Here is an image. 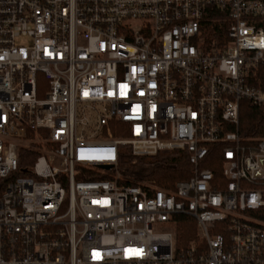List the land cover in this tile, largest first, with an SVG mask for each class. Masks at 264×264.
Segmentation results:
<instances>
[{
  "label": "built area",
  "instance_id": "built-area-1",
  "mask_svg": "<svg viewBox=\"0 0 264 264\" xmlns=\"http://www.w3.org/2000/svg\"><path fill=\"white\" fill-rule=\"evenodd\" d=\"M262 23L264 0H0V264H264V139L237 133ZM126 149L191 174L121 185Z\"/></svg>",
  "mask_w": 264,
  "mask_h": 264
},
{
  "label": "trees",
  "instance_id": "trees-1",
  "mask_svg": "<svg viewBox=\"0 0 264 264\" xmlns=\"http://www.w3.org/2000/svg\"><path fill=\"white\" fill-rule=\"evenodd\" d=\"M215 10V8H208ZM210 13L203 24L202 34L205 37L206 45L222 38L225 32V25L217 19V13ZM222 26V28L220 27ZM264 27V23L261 24ZM264 82V77H261ZM237 133L242 141L264 137V107H254L248 102L240 103L239 125ZM117 169L121 175L120 184L126 186L140 185L141 183H151L165 190H173L177 182L185 181L191 174V168L187 162V157L181 153L179 158L173 159H147L137 158L136 160L124 150V154L119 158ZM219 168L218 173L219 174ZM104 179L97 177L95 173H90L87 179ZM79 180V177L75 178ZM178 223V244L187 246L190 241L196 238V226L192 218L180 216Z\"/></svg>",
  "mask_w": 264,
  "mask_h": 264
},
{
  "label": "rangeland",
  "instance_id": "rangeland-1",
  "mask_svg": "<svg viewBox=\"0 0 264 264\" xmlns=\"http://www.w3.org/2000/svg\"><path fill=\"white\" fill-rule=\"evenodd\" d=\"M259 75L263 76L262 71H261V73H260ZM259 139H264V137H263V138H259ZM158 161H159V160H158ZM111 173H113V171H111L110 174H111ZM177 232H178V230H177ZM177 232H176V234H177ZM193 241H194V242H197V239L195 238ZM177 242H178V236H177ZM188 245H189V244H188Z\"/></svg>",
  "mask_w": 264,
  "mask_h": 264
},
{
  "label": "water",
  "instance_id": "water-1",
  "mask_svg": "<svg viewBox=\"0 0 264 264\" xmlns=\"http://www.w3.org/2000/svg\"><path fill=\"white\" fill-rule=\"evenodd\" d=\"M101 169L108 171V170L112 169V166H108V165L101 166Z\"/></svg>",
  "mask_w": 264,
  "mask_h": 264
}]
</instances>
